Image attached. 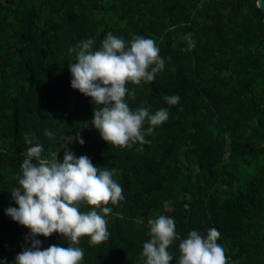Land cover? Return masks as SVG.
I'll return each mask as SVG.
<instances>
[{
	"label": "trees",
	"instance_id": "obj_1",
	"mask_svg": "<svg viewBox=\"0 0 264 264\" xmlns=\"http://www.w3.org/2000/svg\"><path fill=\"white\" fill-rule=\"evenodd\" d=\"M109 32L126 43L151 38L165 60L154 81L127 84L136 91L126 98L132 110L169 112L146 143L109 145L91 123L92 98L71 87L69 49L93 39L98 50ZM189 33L191 51L180 39ZM174 95L180 100L169 106L164 97ZM76 134L85 143L70 150L114 169L124 196L108 205L109 239L92 246L85 236L75 245L84 251L80 264H142L148 220L159 215L174 219L180 238L169 247L170 264L191 230L206 237L210 228L220 232L228 264H264V11L257 0H0V264H15L31 246L30 229L6 212L18 207L11 190L32 146L25 137L43 145L44 158L55 153L63 162L64 137ZM36 238L41 250L69 246L60 233Z\"/></svg>",
	"mask_w": 264,
	"mask_h": 264
},
{
	"label": "clouds",
	"instance_id": "obj_2",
	"mask_svg": "<svg viewBox=\"0 0 264 264\" xmlns=\"http://www.w3.org/2000/svg\"><path fill=\"white\" fill-rule=\"evenodd\" d=\"M261 6L257 0V7ZM180 39L187 41L185 50L195 47L191 33ZM69 51L75 55V62L68 66L71 87L92 98L95 109L91 123L109 145L123 148L146 143L145 136L168 120L166 108L154 114L146 107L132 110L126 99L136 98L135 89L129 91L127 84L150 83L164 70L165 60L153 39L134 36L126 43L109 32L98 50H94V40L87 39ZM164 99L172 106L178 104L180 97ZM45 135L53 138L51 131L46 130ZM75 141L85 143L79 134L64 137L61 162L55 153L51 159L44 158L43 145H33L30 136L25 137V142L32 146L27 149L21 172L16 176L17 186L11 190L18 207H9L6 212L30 229L31 246L16 255L15 264H80L84 251L75 245L82 237H90L92 246L109 239L105 216L112 208L108 205H117L124 199L123 189L113 179L114 169L100 170L87 155L77 157L68 147ZM82 206H91V210L81 212ZM148 225L150 239L143 243L142 264H170L173 256L169 247L180 239L174 219L159 215L149 219ZM53 233L66 237L69 246L53 244L41 250L42 242L36 237H50ZM220 236L216 228H210L206 237L191 230L187 238L180 240L176 264H228L225 249L217 242Z\"/></svg>",
	"mask_w": 264,
	"mask_h": 264
},
{
	"label": "water",
	"instance_id": "obj_3",
	"mask_svg": "<svg viewBox=\"0 0 264 264\" xmlns=\"http://www.w3.org/2000/svg\"><path fill=\"white\" fill-rule=\"evenodd\" d=\"M259 2L262 5L260 8L264 11V0H259Z\"/></svg>",
	"mask_w": 264,
	"mask_h": 264
},
{
	"label": "rangeland",
	"instance_id": "obj_4",
	"mask_svg": "<svg viewBox=\"0 0 264 264\" xmlns=\"http://www.w3.org/2000/svg\"><path fill=\"white\" fill-rule=\"evenodd\" d=\"M196 125L194 123L191 124L190 128H194Z\"/></svg>",
	"mask_w": 264,
	"mask_h": 264
}]
</instances>
